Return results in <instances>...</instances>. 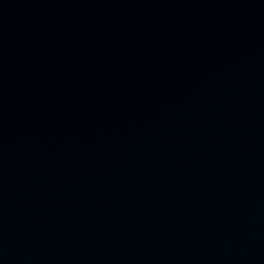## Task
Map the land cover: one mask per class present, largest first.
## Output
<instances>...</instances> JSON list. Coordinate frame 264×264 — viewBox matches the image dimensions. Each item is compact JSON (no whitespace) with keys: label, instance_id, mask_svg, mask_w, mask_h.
<instances>
[{"label":"water","instance_id":"1","mask_svg":"<svg viewBox=\"0 0 264 264\" xmlns=\"http://www.w3.org/2000/svg\"><path fill=\"white\" fill-rule=\"evenodd\" d=\"M0 264H264V0H0Z\"/></svg>","mask_w":264,"mask_h":264}]
</instances>
